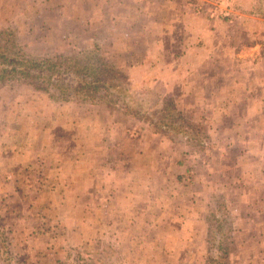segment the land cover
<instances>
[{
	"label": "rangeland",
	"instance_id": "rangeland-1",
	"mask_svg": "<svg viewBox=\"0 0 264 264\" xmlns=\"http://www.w3.org/2000/svg\"><path fill=\"white\" fill-rule=\"evenodd\" d=\"M2 48L119 74L0 82V264H264V0H0Z\"/></svg>",
	"mask_w": 264,
	"mask_h": 264
},
{
	"label": "trees",
	"instance_id": "trees-1",
	"mask_svg": "<svg viewBox=\"0 0 264 264\" xmlns=\"http://www.w3.org/2000/svg\"><path fill=\"white\" fill-rule=\"evenodd\" d=\"M92 53V52H91ZM90 53V54H91ZM94 53V52H93ZM81 59L63 60L62 63H49L47 60H38L21 53V50L0 49V82L3 83H23L31 85L34 88L54 89L57 95L66 100L86 101L89 104L104 105L113 109V104L102 102V98H112V90L116 87L114 82L119 72L103 59L96 58L95 55L87 57L86 54ZM65 62H73L74 65ZM80 65H75L77 63ZM67 97V98H66ZM108 101V100H107ZM132 114L127 110L126 115H139L150 124L157 125L147 115V110L139 107ZM163 110L161 116L166 118L170 123L176 122L175 114L166 107L159 108ZM223 256L219 257L217 264H220ZM7 261V259L5 260ZM214 262V261H212Z\"/></svg>",
	"mask_w": 264,
	"mask_h": 264
}]
</instances>
